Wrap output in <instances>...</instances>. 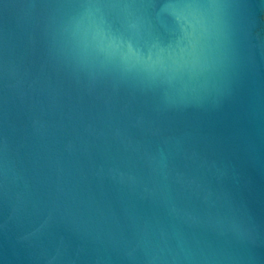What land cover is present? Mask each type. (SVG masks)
<instances>
[{
    "label": "water",
    "instance_id": "water-1",
    "mask_svg": "<svg viewBox=\"0 0 264 264\" xmlns=\"http://www.w3.org/2000/svg\"><path fill=\"white\" fill-rule=\"evenodd\" d=\"M0 264H264V0H0Z\"/></svg>",
    "mask_w": 264,
    "mask_h": 264
}]
</instances>
